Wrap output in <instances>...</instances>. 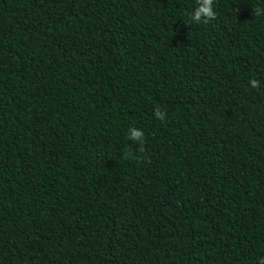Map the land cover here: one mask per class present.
<instances>
[{
  "label": "trees",
  "instance_id": "1",
  "mask_svg": "<svg viewBox=\"0 0 264 264\" xmlns=\"http://www.w3.org/2000/svg\"><path fill=\"white\" fill-rule=\"evenodd\" d=\"M195 6L0 0V264H264V0Z\"/></svg>",
  "mask_w": 264,
  "mask_h": 264
},
{
  "label": "clouds",
  "instance_id": "2",
  "mask_svg": "<svg viewBox=\"0 0 264 264\" xmlns=\"http://www.w3.org/2000/svg\"><path fill=\"white\" fill-rule=\"evenodd\" d=\"M190 18L193 23H207L211 20H214L216 18L214 0H196V6L190 13ZM249 83L252 88H256L259 86L260 81H258L257 79H251ZM156 117L158 119H164L165 113L157 110ZM144 135V130L139 127H132L128 132V138L135 141H142L144 139Z\"/></svg>",
  "mask_w": 264,
  "mask_h": 264
}]
</instances>
